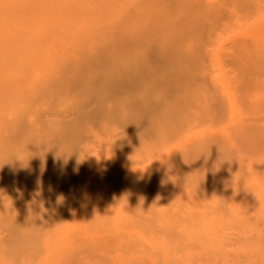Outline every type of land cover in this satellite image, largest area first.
Returning a JSON list of instances; mask_svg holds the SVG:
<instances>
[{
	"label": "rangeland",
	"instance_id": "rangeland-1",
	"mask_svg": "<svg viewBox=\"0 0 264 264\" xmlns=\"http://www.w3.org/2000/svg\"><path fill=\"white\" fill-rule=\"evenodd\" d=\"M148 1L159 2L135 9ZM205 1L221 13L202 27L208 42L194 70L204 80L183 88L185 115L148 116L159 131L141 140L108 118L83 121L70 135L83 150L61 171L49 176L47 160L35 167L45 181L1 179L0 264H264V0ZM135 3L0 0L2 96L22 99L40 75L27 61L43 49L74 52L98 35L111 44ZM215 144L227 161L213 169Z\"/></svg>",
	"mask_w": 264,
	"mask_h": 264
},
{
	"label": "bare ground",
	"instance_id": "bare-ground-1",
	"mask_svg": "<svg viewBox=\"0 0 264 264\" xmlns=\"http://www.w3.org/2000/svg\"><path fill=\"white\" fill-rule=\"evenodd\" d=\"M141 1L136 0L130 12H125L129 27L114 35L111 44L98 35L85 39V48L77 51L60 54L57 49L49 53L43 49L42 58L29 59L32 73L40 75L21 86V100L4 98L5 87L0 86V181H45L35 167L47 160L53 161L49 176L55 166L61 171L72 157L70 135L77 133L83 121L108 118L127 130V135L143 131L141 140L159 131L160 121L147 122L148 116L165 111L178 115L180 104L191 101L182 90L204 80L203 75L197 78L194 70L197 56L208 42L202 27L208 19H218L221 8L207 5L205 0H158L166 3L163 8L159 2L149 7L148 1L144 8L135 9ZM234 1H242L243 7L247 4L245 0ZM56 37L61 40L59 34ZM64 44L65 40L63 47L69 48ZM90 49H95L94 53ZM159 90L167 100L175 99L159 100ZM253 98L249 96V100ZM54 101L65 107H56ZM262 104V97H258L256 105ZM34 107L37 109L32 111ZM30 114L32 118L27 119ZM173 121L168 119L166 124Z\"/></svg>",
	"mask_w": 264,
	"mask_h": 264
},
{
	"label": "clouds",
	"instance_id": "clouds-1",
	"mask_svg": "<svg viewBox=\"0 0 264 264\" xmlns=\"http://www.w3.org/2000/svg\"><path fill=\"white\" fill-rule=\"evenodd\" d=\"M118 126H119V125H117V127H118ZM107 131H108V129H106V128H104V127L102 126V128H101V130H100V134H101V135H106V134H107ZM118 139H119V138H117L116 140H118ZM116 140H115V141H116ZM106 143H107V141L104 142V144H106ZM104 144L101 145L102 149H103V147H104ZM112 145H113V144H112ZM212 145H213V144H212ZM212 145H210V147H209V152H208L207 155H205L203 152H199V150L197 149L196 151L198 152V154L196 155L195 160L199 159L201 156H204L205 159H207L208 155H209L210 152H211ZM215 145H216V147H217L218 156H217L216 161L214 162L213 169L216 168V164H217L218 161L220 162V166H221V164H222L224 161H227V160L220 161V156H221V154H222V153H221V146H220V145H217V144H215ZM139 147H141V141H140V146H139ZM139 147H138V148H139ZM56 148L59 150L58 147H56ZM82 150H83V144L77 146V148L74 149V150L72 151V153H73V152H78V153H79V151H82ZM195 160H194V161H195ZM204 170H205V169H204Z\"/></svg>",
	"mask_w": 264,
	"mask_h": 264
}]
</instances>
